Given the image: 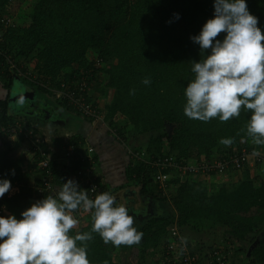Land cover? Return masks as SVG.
<instances>
[{"label":"trees","instance_id":"1","mask_svg":"<svg viewBox=\"0 0 264 264\" xmlns=\"http://www.w3.org/2000/svg\"><path fill=\"white\" fill-rule=\"evenodd\" d=\"M245 3L250 14L258 18L257 26L262 32L264 0H245ZM20 4V0H0V16H14ZM213 15V0H36L27 26H10L2 33L0 50L14 60L17 58V70H9L5 57L0 54V83L9 95L13 73L19 75L18 71L29 69L27 63H19L21 57L30 58L31 69L42 83L19 77L45 95L52 93L45 86L77 85L84 72L91 68L94 69L92 77L102 72L104 87L113 89L111 101L106 105L105 120L123 138L125 132L131 133L130 130H133L132 137L149 133L141 149L134 141L126 143L133 150H143L153 157L173 155L179 166L211 160L214 152L223 156L242 146L252 151L256 145L245 129L250 112L242 108L239 117L227 122L219 118L202 122L188 118L183 111L184 88L194 76L192 61L201 58L199 45L190 37L199 34L202 25ZM224 35L221 33L217 38L223 39ZM89 52L93 54L91 58ZM95 57L101 58L104 66H96ZM145 77L150 78L149 85L142 83ZM87 85L85 92L91 95L92 85ZM72 89L78 91L77 87ZM130 90H135V94L130 95ZM7 97L0 100V122L5 124L15 120L17 115L10 113ZM54 101L80 116L78 109L67 101L56 98ZM117 113L123 115L127 123L125 128L122 125L124 130L112 120ZM30 125L27 119L26 126ZM222 138H233L234 142L226 147L219 143ZM69 139L75 146V153L66 162L59 159L64 147L61 154L55 148L48 152L54 184L52 193H38L35 187L42 184L40 176L35 175L33 179L36 185L30 184V172L24 173L22 169L23 157L10 155L11 150L20 147L23 139L6 143V148L0 151V172L11 185H20L19 192H7L0 197V206L5 205L8 214L20 219L21 212L33 202L56 195L61 184L79 168L81 163L77 157L78 150L83 148V138L74 133ZM26 159L24 157V161L30 160L33 164L37 161L35 157ZM30 163L27 166L31 167ZM172 169H163L170 176L166 192L158 188L155 169L142 160L132 163L129 159L125 172L133 187L140 186L138 191L146 200L149 197L163 200L173 191L171 203L179 231L185 229L191 237L205 235L208 238L205 247H192V252L200 257L207 256L208 251L221 245L232 251L228 264H240L234 256L245 253L244 264H264V239L256 241L264 225V172L252 176L246 166L239 183H221L211 189L203 181L190 178L194 173H187L181 179ZM38 172L36 170L35 174ZM102 192L108 190L100 184L99 193ZM95 195L88 197L94 199ZM81 208L73 213L78 224L70 235L91 231V214L87 219L77 218ZM173 219L149 217L138 229L143 233L140 243L132 246L105 244L99 234L93 233V239L88 242L87 258L90 264H103L104 261L121 264L114 259L112 251L136 249L138 258L132 264H146L147 255L155 253L159 245L169 239L168 227ZM245 244L254 245L248 252Z\"/></svg>","mask_w":264,"mask_h":264},{"label":"clouds","instance_id":"2","mask_svg":"<svg viewBox=\"0 0 264 264\" xmlns=\"http://www.w3.org/2000/svg\"><path fill=\"white\" fill-rule=\"evenodd\" d=\"M213 8V17L190 37L199 45L201 58L192 61L184 114L202 122H227L243 108L250 112L247 135L253 144L264 145V33L245 0H213ZM221 33L225 35L218 39ZM142 83L151 80L145 77ZM233 142L219 141L226 147ZM10 190V181L0 180V197ZM80 207L91 214V231L70 235L78 224L73 213ZM20 216L0 215V264H90L87 248L93 233L116 247L139 244L143 235L113 195L102 192L90 199L74 179L65 180L56 195L36 200Z\"/></svg>","mask_w":264,"mask_h":264},{"label":"built area","instance_id":"3","mask_svg":"<svg viewBox=\"0 0 264 264\" xmlns=\"http://www.w3.org/2000/svg\"><path fill=\"white\" fill-rule=\"evenodd\" d=\"M10 26H14L12 16H0V32L2 30L5 31V29ZM1 40L2 38L0 37V42ZM0 54L5 57V63H7L9 70H17V64L10 55H7L6 52H2L1 50ZM94 62L96 66H104L101 58L95 57ZM93 70H91V68L86 70L80 78L81 82L77 85L61 84L60 88H54L49 85L45 86V84L44 86L45 88L49 87V90L56 94V99L63 102L67 101V104H71L77 108L80 116L93 122L104 123L111 134L118 141L123 143L124 138L117 132L116 128L111 126L112 124H107L105 122V114L100 110L97 101L90 94L88 95V93L85 92V89L87 90L88 88L87 84L93 82ZM18 72V76H22L31 82L41 85L42 82L37 80L35 71L27 69L24 72ZM76 87L78 91L72 89ZM26 122L27 120L21 119H15L6 124L0 122V151L6 148V143L14 142L21 137L26 144V147L21 149V152L26 155L25 159L27 157L30 159L35 157L37 159L35 166L36 170L39 172L36 175L40 176L42 181L41 185L35 187L37 192L52 193L54 192V184L52 183V172L49 169L51 160L48 156V152H52L54 148L50 145V138L36 133L35 127L33 129L31 125L26 126ZM127 145L128 144L124 146L132 163H135L137 160H142L148 167L155 169L154 178L158 183V188L162 192L167 191V181L170 178L169 174L163 172V169L167 167L173 168L172 170L174 172L176 171L175 173L181 179H184L187 173L211 174L214 172L215 174L222 175L228 173L229 170H242L246 166H252L253 168L259 165L264 167V152L250 151L245 147L234 149L226 155L217 156L211 160L203 159L196 164L187 163L184 166H179L173 155L147 156L143 150L135 151ZM44 146L46 147L45 149L43 148ZM64 149V154H62L59 159H68L75 153V146H73L70 141L65 144ZM78 156L77 158L81 164L79 168L71 174L69 179H74L81 190L86 191L88 196L92 198L95 194L100 192V182L97 176V161L91 148L86 149L84 147L78 150ZM43 171L45 173L44 175ZM2 179H4V176L3 173L0 172V180ZM19 189L20 185L14 183L11 185V190L8 191V194L19 192ZM0 215H8L5 205L0 206ZM168 236L169 239L159 245L158 250L156 249L158 257L150 264H228L231 250L225 246H217L216 249L208 251L207 256L204 254L202 258L198 253L192 252L190 243L181 237L177 224L173 223L168 227Z\"/></svg>","mask_w":264,"mask_h":264},{"label":"rangeland","instance_id":"4","mask_svg":"<svg viewBox=\"0 0 264 264\" xmlns=\"http://www.w3.org/2000/svg\"><path fill=\"white\" fill-rule=\"evenodd\" d=\"M20 1H21L20 8L17 11V13L14 16H12V20H13L14 26H27L30 23V12H31L33 4L36 2V0H20ZM3 32H4L3 30L0 32L1 38H2ZM262 33H264V25H263ZM92 56H93V54H91L89 52L88 57L91 58ZM16 59H15V62H17ZM18 61L21 64L27 63L28 64L27 67H29V69L32 70L30 58L26 59V58L21 57V60H18ZM32 71H34V70H32ZM98 77H100L101 79H99ZM98 77L93 82V84L95 85L96 88H102V91L104 92V94L100 95L97 91L96 92L98 94H94V92H93L94 90H92L91 93H92L93 97H95V99L100 100L101 102H104V104H107L110 99L109 98L107 99V96L109 94H108L106 88L104 87V78L105 77L102 73ZM24 84L27 85L26 83H24ZM13 85H15V84L13 83ZM27 86L31 87L29 85H27ZM34 90L36 91V97L39 101H37V102L24 101L23 104L20 103V100L17 101L16 102V109H18L17 111L20 110V112L15 116V118L21 119V120L29 119L31 122H33L34 127L36 129L35 132L40 134L41 136H45V137H48L50 139L52 138L53 143L51 142V144H52L51 147L55 148L57 150V152L59 154H61L62 147H65V144L67 142L71 141L69 139V137L72 134L70 132H68V129H75L74 127H75L76 123L80 122L79 121L80 119L79 118L67 119L68 117L71 116V114L70 113L68 114L61 106H59L57 104V102L54 101V99L56 98V94L54 92H53L54 94L51 93L50 95H45L42 92L37 91L36 89H34ZM37 105L41 106L40 107L41 109H43L45 105L48 106L47 112L50 111L49 114H52L54 116V120H52L54 123L53 122H47L44 119L41 121H35V116H33L31 113L35 110V107ZM99 108L102 111V107L99 106ZM68 112H69V110H68ZM102 112L104 113V111H102ZM73 116H75V115H73ZM29 117H31V118H29ZM112 120L115 121V123L118 124V126L122 130H124L122 125L125 128L124 124H127V123H126L123 115H121L120 113H117V114H115L114 117H112ZM58 121H60V123H58ZM34 127H33V129H34ZM169 130H170V127H168V131ZM125 131H128V130L125 129ZM130 132L131 133H129L128 136L134 142L136 141V145H139L140 149L143 146H145V143L147 142V140L150 136L149 133L139 134L136 137H132L133 130H130ZM21 145L22 146H20V148H17L18 150L12 151L14 156L26 157L25 154L20 153L21 152L20 149L25 148L26 144L23 142V143H21ZM260 153H262V150ZM60 161L66 162V159L64 158ZM101 161H103L102 155H101ZM30 162H31L30 164H32L31 167H29V169H30L29 176L31 179L30 184L36 185L34 182L35 180H33V178L36 175L35 174L36 173V166H35V164H33L34 162H32V161H30ZM237 172L243 173L242 170L237 171ZM125 188L126 187H123L122 190L120 192H118V194H116L114 197L116 198V200L118 199L119 204H123L124 206H126L129 214L134 217V219H135V225L134 226L137 228V230L140 228V226L149 217H151L153 215L162 216V217L163 216L172 217V218L174 217L172 224L173 223L177 224V222L175 220V212H174V209H173L172 203H171V196L173 194L172 193L173 191L171 192L172 194L170 193L166 197V199H163V200L161 199L158 201L156 199L149 197L148 200H146L144 207L140 206V205H138V207H137V205H131V203L134 202V197L132 196L133 197L132 198L131 195L129 196L126 193H123V190ZM130 188H133V187H130ZM117 196H118V198H117ZM131 198H132V200H131ZM88 217H90V213L85 211L83 209V207L77 213V218H79V219H87ZM180 235L184 240L187 239L188 241L187 240L186 241L189 242L191 245V248L193 247L194 249L198 248L200 245L205 247L206 246L205 242H206V240H208V238L205 235L200 236V238L197 236V238L195 237L196 238L195 239L194 237H191L190 232L185 230V229L180 232ZM261 239H264V225H263L262 231L256 236V241L261 240ZM254 244H252L251 246H248L247 244H245L244 247H246L248 249V252H249L251 247H253ZM157 250H158V248H157ZM231 254H232V251H231ZM112 256L114 257L115 260H117L121 264H132L137 260L138 253H137L136 249L121 250L118 248V249H114L112 251ZM157 257H158V254H156V252L153 254H149L146 257L145 263L150 264V263L154 262V260ZM234 257H236L235 259L238 260V262H240V264H244L246 262L247 253H245L243 255L236 254V256H234Z\"/></svg>","mask_w":264,"mask_h":264},{"label":"crops","instance_id":"5","mask_svg":"<svg viewBox=\"0 0 264 264\" xmlns=\"http://www.w3.org/2000/svg\"><path fill=\"white\" fill-rule=\"evenodd\" d=\"M98 75H96L93 78V82L96 80L98 76L102 72L98 71ZM101 79L100 77H98ZM91 83L94 94H104L102 91V88H96L95 85ZM109 98V102L111 101L112 95H113V89L105 87ZM98 93H97V92ZM92 92V91H91ZM106 93V92H105ZM8 95V91L6 88L3 87V85L0 83V100L5 99ZM92 95V93H91ZM93 97V95H92ZM8 98V97H7ZM95 99V97H93ZM100 107H102V111H104L103 114H105L106 105L104 102H101L100 100L95 99ZM68 114L70 113L71 116L67 119H77L80 121L79 123H76L75 129H68V132H70L72 135L74 133H79L83 138V148L86 149L91 148L92 153L94 154V157L97 161V176L99 179V182L101 185H104V187L108 190V193L115 196L122 190L123 187H133V183L128 179L125 168L129 163V155L124 147V143L130 142L133 140L128 136V133H125L124 142L118 141L107 129V126L102 122H93L91 120H87L83 118L82 116H72V112H68L65 108H63ZM42 110V109H41ZM48 122H53L54 116L51 115L49 118H47ZM56 122V121H55ZM105 122L109 124L106 120ZM54 123V122H53ZM60 123V121H58ZM31 125L34 127V123L31 122ZM48 138V137H47ZM131 139V140H130ZM51 142L53 143L52 138L50 139V145L52 146ZM136 142V141H135ZM23 143V142H22ZM243 144V142H242ZM22 146V145H20ZM245 147V146H242ZM20 148V147H19ZM241 148V147H240ZM22 149V148H21ZM20 149V151H21ZM14 150H18L17 148ZM264 152V145H256L255 148L252 151L255 152ZM13 150H11L10 155H13ZM22 153V152H20ZM219 152H214L213 157L215 158L218 156ZM101 155L103 158V161H101ZM16 157V156H15ZM19 157V156H17ZM22 157V156H20ZM27 160V159H26ZM30 163V161H24V157L22 159V169L24 173H29L30 169L29 166H27ZM250 173L252 176H255L256 173L261 175L264 172L263 166H254L252 168L248 167ZM258 170V171H257ZM241 171V170H239ZM262 172V173H261ZM236 176V177H235ZM30 177V176H29ZM243 177V173L237 172V170H229V173L226 174H206V175H192L190 178L198 179L203 181L209 188L213 189L217 185L221 183H239ZM118 198V196H117ZM118 199L116 200V202Z\"/></svg>","mask_w":264,"mask_h":264},{"label":"water","instance_id":"6","mask_svg":"<svg viewBox=\"0 0 264 264\" xmlns=\"http://www.w3.org/2000/svg\"><path fill=\"white\" fill-rule=\"evenodd\" d=\"M13 83L15 85H13ZM21 98H23V101H31V102H37L39 101L36 97V91L32 87H28L24 84V82L21 80V78L13 73L12 75V83L11 88L9 90V95L7 98L8 108L10 113L15 114L18 109H16V102L19 101ZM48 106H44L42 109V116L44 119L51 117L52 114H49L50 111H48ZM170 127L169 125L167 128ZM140 189V186H136L133 188H125L123 190V193H126L127 195L133 194L134 191H137Z\"/></svg>","mask_w":264,"mask_h":264},{"label":"flooded vegetation","instance_id":"7","mask_svg":"<svg viewBox=\"0 0 264 264\" xmlns=\"http://www.w3.org/2000/svg\"><path fill=\"white\" fill-rule=\"evenodd\" d=\"M35 107V106H34ZM41 106H39V105H37L36 107H35V110L31 113L33 116H35V121H41V120H43L44 118H43V116H42V110H41V108H40ZM20 112V110L19 111H17V113H15V114H18ZM27 112V111H26ZM30 112V111H29ZM35 114V115H34ZM38 115V116H37ZM29 118H31V117H29ZM41 118V119H40ZM33 119V118H32ZM45 121H47L48 122V120L47 119H44ZM131 195V197L133 196L134 197V202H132L131 203V205H137V207H138V205H140V206H143L144 207V205H145V202H146V198L144 197V196H142L141 195V193L137 190V191H134L133 192V194H130ZM129 195V196H130ZM132 197V198H133ZM132 198H131V200H132ZM117 203H118V201H117ZM119 204V203H118Z\"/></svg>","mask_w":264,"mask_h":264}]
</instances>
